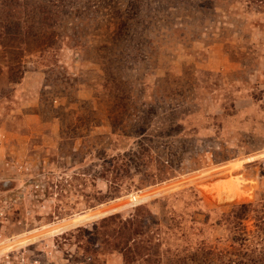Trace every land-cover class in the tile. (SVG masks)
Returning <instances> with one entry per match:
<instances>
[{
  "label": "rangeland",
  "instance_id": "1",
  "mask_svg": "<svg viewBox=\"0 0 264 264\" xmlns=\"http://www.w3.org/2000/svg\"><path fill=\"white\" fill-rule=\"evenodd\" d=\"M208 262L264 264V0H0V264Z\"/></svg>",
  "mask_w": 264,
  "mask_h": 264
},
{
  "label": "trees",
  "instance_id": "2",
  "mask_svg": "<svg viewBox=\"0 0 264 264\" xmlns=\"http://www.w3.org/2000/svg\"><path fill=\"white\" fill-rule=\"evenodd\" d=\"M243 208V207H242ZM207 264H210L209 262Z\"/></svg>",
  "mask_w": 264,
  "mask_h": 264
}]
</instances>
